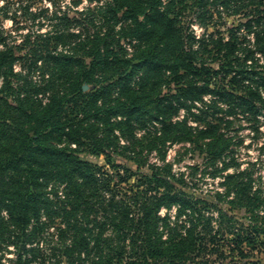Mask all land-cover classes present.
Segmentation results:
<instances>
[{"label":"trees","instance_id":"obj_1","mask_svg":"<svg viewBox=\"0 0 264 264\" xmlns=\"http://www.w3.org/2000/svg\"><path fill=\"white\" fill-rule=\"evenodd\" d=\"M210 5L247 20L229 28V36L208 33L198 49L181 15L194 8L202 21L213 18ZM98 9L99 22L87 17L97 30L69 40L70 52L50 45L52 38L22 56L0 47V247L16 245L10 264H30L38 251L46 264L45 252L27 244L52 228L63 264H259L264 196L250 167L227 172L224 188L208 198L190 194L169 171L142 169L144 146L169 140L201 145L209 137L204 143L216 159L230 144L221 125L232 122L220 111L241 110L259 121L264 61L242 45L247 36L239 29L254 32L264 60V0H105ZM221 74L223 83L213 85ZM227 74H233L228 84ZM182 107L187 116L175 120ZM83 151L105 155L106 164L83 158ZM0 264H6L1 256Z\"/></svg>","mask_w":264,"mask_h":264},{"label":"rangeland","instance_id":"obj_2","mask_svg":"<svg viewBox=\"0 0 264 264\" xmlns=\"http://www.w3.org/2000/svg\"><path fill=\"white\" fill-rule=\"evenodd\" d=\"M104 1L0 0V47L6 44L12 46L14 52L22 56L23 54H33L34 48L39 47L41 49L45 47L46 40L52 38L50 39L52 42L50 45L55 46L57 44L56 42H59L57 44L58 50L70 52L71 45L69 40L83 38L97 30L96 25L88 22L87 17L90 14H95V22H99L100 15L98 14V6L104 4ZM209 7L214 16L212 18L210 15H207L204 21L199 19L194 8L186 9L181 15L183 24L189 27V31L196 37L194 38L195 42L193 44L195 48L199 47L203 39L202 37L208 35V33L219 29L225 36H229V28L240 26V24L247 20V17L244 15H229L223 12L221 8L215 9L212 5ZM66 15L72 19L65 24L62 19ZM57 28H59L58 31H56ZM248 30L246 26H241L239 29V33L247 36L246 39L243 37L240 38V41L243 42L242 45L254 50V56H259L264 61L260 55L261 52L255 47L256 38L254 37V32ZM59 31L63 32V34L58 41L56 38L59 37L55 36ZM74 32L76 34H72ZM66 38H68L67 42ZM236 54L242 58L246 52L243 47H239L236 50ZM23 61L18 60L16 62L18 69L24 68ZM211 64L216 68L218 67V62H211ZM250 65L249 60L247 68H250ZM237 66L236 64L234 70L239 67ZM234 70L231 72L234 73ZM37 73L38 71L33 75L34 78L38 77ZM232 75H226V84H228V80L232 78ZM215 83H223L222 74L220 77L215 78L213 85ZM92 87L89 84H85L86 90ZM173 87H176L175 84H173ZM206 97L210 99L211 96L206 94ZM220 104L223 103L220 102ZM193 110L197 111V108L194 107ZM187 114L188 110L182 107L179 113L174 115V119H184ZM218 114L222 117H228L232 122L229 126L225 125V121L221 125V131L224 133L223 136L230 144L229 148H226L216 159H213L208 151L207 144L204 143L210 140L209 137L203 138L204 142L201 140V145L190 140H169L165 145L159 144L152 148L147 145L144 146V160L146 163L142 171L151 172L152 169L165 173L169 171L176 182L179 181L183 184V187L190 194L208 198L210 197L208 196L209 193L213 194L215 190L224 188L222 181L227 172L245 170L250 167L253 172L252 178L254 185L262 189V196H264V112L259 114V121H255L251 116L241 110L235 115L225 113L224 111H220ZM188 122L193 126L198 125V121L191 117ZM154 124L158 127L161 126L159 121L154 122ZM199 125L198 127H204L202 122H199ZM145 130L146 128H139L136 131L139 136H143L146 135ZM121 143L128 144V140L121 137ZM140 148V145L136 147L138 150ZM123 149V147H118L119 151H124ZM129 151H133V149H128L126 152ZM81 156L98 164H106L105 155H96L89 153V151H83ZM120 158L132 168L137 169L135 162L122 156ZM226 163H229V165L226 166ZM132 180L134 181L135 177ZM220 206L229 212H234L239 217L245 216L246 214L243 208L231 209V206L227 202H220ZM162 212H165V209ZM171 212L173 213V209H171ZM3 214L7 215L6 211H3ZM242 219L246 220L245 217ZM32 240L34 241L28 243L27 246H39V249L45 252L46 264H56V260L58 259L62 264L66 262L64 256L58 250H55L60 237L53 228L37 233L33 236ZM17 252V247L14 243H9L8 245L2 244L0 247L2 262L10 264V259L16 258ZM30 253H32V256L34 255L33 252ZM40 254L42 252L38 251V255L34 256V260L30 264H42V255L44 254ZM255 255L256 257L254 259L258 260L259 264H264V248L259 251L257 250Z\"/></svg>","mask_w":264,"mask_h":264}]
</instances>
